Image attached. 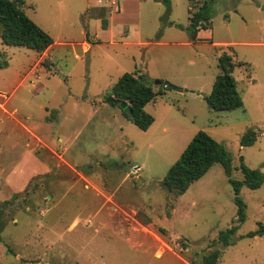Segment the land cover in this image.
Listing matches in <instances>:
<instances>
[{"label": "rangeland", "instance_id": "obj_1", "mask_svg": "<svg viewBox=\"0 0 264 264\" xmlns=\"http://www.w3.org/2000/svg\"><path fill=\"white\" fill-rule=\"evenodd\" d=\"M23 1L54 43L38 54L0 39L7 63L0 69V205L12 200L0 264H189L188 256L212 249L221 251L218 264H264V236L240 239L264 224V184L241 188L246 216L228 247L217 237L237 207L220 164L180 197L161 186L198 131L224 146L230 178L242 180L240 158L264 173V0H213L209 29L196 43L186 31L188 7L194 12L204 0H169L174 25L163 28L164 4L119 0L109 30L101 20L117 10L110 0ZM159 39L166 45H148ZM223 52L243 63L233 72L243 107L230 112L204 100ZM135 70L161 93L144 108L154 118L147 131L106 102L110 87ZM248 129L256 142L241 148Z\"/></svg>", "mask_w": 264, "mask_h": 264}, {"label": "trees", "instance_id": "obj_2", "mask_svg": "<svg viewBox=\"0 0 264 264\" xmlns=\"http://www.w3.org/2000/svg\"><path fill=\"white\" fill-rule=\"evenodd\" d=\"M166 6L167 13L162 18L161 27L172 26L168 21L169 0H155ZM189 0L188 3H192ZM213 0H204L196 11L191 12L188 7V26L186 28L189 39L192 43L197 41V34L201 30L209 29L210 21L213 17ZM23 0H0V39L2 44L12 47H25L40 54L45 52L53 45L52 37L36 25L25 14ZM102 28H106L107 23L101 20ZM161 36V30L157 37ZM243 63L236 64L232 55L225 52L218 57V74L216 75L212 90L204 100L208 107L216 112H230L243 107L242 99L237 91V82L233 77L236 67ZM7 66L6 61L0 55V69ZM161 94L155 91L149 78L135 70L132 73H124L117 82L112 85L107 92V97L112 96L119 103L126 102L134 118L130 120L139 130L147 131L154 122V118L145 112V106L152 102L154 98ZM124 117L127 115L122 111ZM257 139L256 133L248 129L240 139V147L246 148L252 146ZM214 164H220L227 176L228 183L231 185L234 193V203L237 207L236 219L232 226L227 230L220 232L217 237V243L221 247L234 245V235L238 226L245 220L246 206L239 197L242 187L250 190H256L264 184V173L259 170L250 169L240 158L239 171L242 180L230 178L232 172L231 158L223 145L214 140L204 131H198L182 152L178 160L169 168L163 182L167 185V192L172 198L182 196L189 186L201 179ZM19 194H13L12 199L18 198ZM12 201V200H11ZM11 201H5L0 205V242L2 241V232L5 227L4 215L5 207L11 204ZM7 213V210H6ZM264 236V224L259 223L255 232L247 233L244 238H254ZM3 245L11 252L5 243ZM188 256L189 264H218L221 251L212 249L206 254L197 256Z\"/></svg>", "mask_w": 264, "mask_h": 264}, {"label": "crops", "instance_id": "obj_3", "mask_svg": "<svg viewBox=\"0 0 264 264\" xmlns=\"http://www.w3.org/2000/svg\"><path fill=\"white\" fill-rule=\"evenodd\" d=\"M102 1H108V0H96V2L98 3V2H102ZM110 1H112L113 3H117V10L114 12V11H111V13L112 14H110V16L107 18V20H106V23H107V26H106V28H102V26H101V29H104V30H109L110 29V27H111V24L112 23H114L115 22V20L118 18L117 16L121 13V6H120V3H119V0H110ZM188 2H189V0H188ZM92 7H94V6H92ZM91 6L90 7H87L86 8V10L84 11V12H86L87 10H89L90 8H92ZM90 21H95V22H98L97 21V19L95 20V19H93V18H91L90 19ZM169 21V20H168ZM170 22V21H169ZM90 23V22H89ZM88 23V24H89ZM172 25H174V23H172ZM88 27H89V25H88ZM88 29V28H87ZM208 29H206V30H201V31H207ZM201 31H199L198 32V34H197V41H199V40H201V38L199 37V34L201 33ZM86 33L88 34V33H90L88 30H86ZM87 36V35H86ZM122 36L123 37H126L127 36V33H122ZM208 36H209V31H208ZM196 41V42H197ZM195 42V43H196ZM84 45L85 46H87L88 48H90L91 47V42H87V43H84ZM136 45H139V46H146L147 45V43H143V42H141V43H139V44H136ZM148 45H154V46H165L166 45V43H164L162 40H155V42L154 43H149ZM142 65L144 66V62H142ZM140 73H142V70H140ZM66 148H67V145L65 146ZM42 168H44V167H42L41 166V169Z\"/></svg>", "mask_w": 264, "mask_h": 264}, {"label": "water", "instance_id": "obj_4", "mask_svg": "<svg viewBox=\"0 0 264 264\" xmlns=\"http://www.w3.org/2000/svg\"><path fill=\"white\" fill-rule=\"evenodd\" d=\"M154 85L155 86H163L164 88H169V89H173V90H182V89L172 85L171 83L166 82V81H162V80H155ZM183 91L188 92V90H186V89H184ZM106 102L111 106H119L120 108H122L124 110L128 119L133 120L134 116H133L130 108L127 106L126 102L119 103L112 96H108L106 99ZM161 186L164 187L166 190L168 189L167 185L164 182L161 183Z\"/></svg>", "mask_w": 264, "mask_h": 264}]
</instances>
